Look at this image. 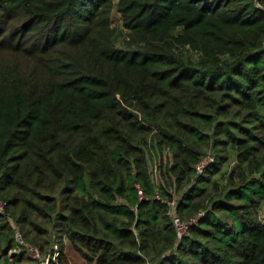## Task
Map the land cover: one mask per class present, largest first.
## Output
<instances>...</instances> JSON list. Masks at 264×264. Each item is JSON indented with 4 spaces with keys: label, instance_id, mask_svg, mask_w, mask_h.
<instances>
[{
    "label": "trees",
    "instance_id": "obj_1",
    "mask_svg": "<svg viewBox=\"0 0 264 264\" xmlns=\"http://www.w3.org/2000/svg\"><path fill=\"white\" fill-rule=\"evenodd\" d=\"M112 5L0 0V264L7 216L48 264H264V0H116L122 48Z\"/></svg>",
    "mask_w": 264,
    "mask_h": 264
},
{
    "label": "rangeland",
    "instance_id": "obj_2",
    "mask_svg": "<svg viewBox=\"0 0 264 264\" xmlns=\"http://www.w3.org/2000/svg\"><path fill=\"white\" fill-rule=\"evenodd\" d=\"M115 2L116 0H113V5L110 12V27L113 29V34L116 38L115 45L117 47L122 48L124 47L125 42L127 40L128 31L122 27L120 14L116 11L114 5ZM3 55L4 57L6 56L5 54ZM169 162H170L169 152L166 149H163L161 153H159V156H156V154L150 155L149 160L147 162L148 170L155 186L163 187L168 192H172L175 194L176 191L174 185L172 184L173 176L171 175L170 172L167 171V166ZM232 166L233 163L229 162L223 166L222 170H228ZM219 179L221 180V178ZM257 208H258V217L264 223V201L259 203ZM63 244L65 245L63 255L65 256L66 262H62L61 264H86L85 261L77 254V252L72 249V247L68 244L67 241H63ZM52 246H53V250L57 251L58 248L55 247L54 245ZM48 249L49 247L47 248V250ZM47 250L45 254H48ZM9 253H12V251H10ZM53 261H57V259L55 258Z\"/></svg>",
    "mask_w": 264,
    "mask_h": 264
},
{
    "label": "built area",
    "instance_id": "obj_3",
    "mask_svg": "<svg viewBox=\"0 0 264 264\" xmlns=\"http://www.w3.org/2000/svg\"><path fill=\"white\" fill-rule=\"evenodd\" d=\"M211 160L209 156L203 157L195 166V172L200 173L204 166ZM168 206V214L172 223V226L174 228L175 237L176 239L181 238L187 231L188 227L193 224L196 221V216L188 217L187 219H182L178 216V214L175 211V200H171L167 203ZM4 213V202L0 200V214ZM200 215V213H198ZM7 220L9 221L12 230H13V238L16 243L15 248L12 250V252H19L20 250H24L26 254L34 261H36L38 264H48L49 262V256L48 255H42L38 248L30 243L29 241L25 240L22 236L19 228L15 224L14 220L7 216ZM58 253H54L52 256V259L56 257Z\"/></svg>",
    "mask_w": 264,
    "mask_h": 264
}]
</instances>
